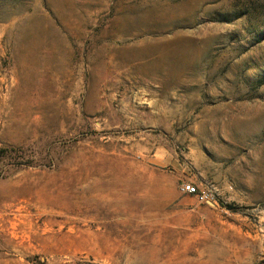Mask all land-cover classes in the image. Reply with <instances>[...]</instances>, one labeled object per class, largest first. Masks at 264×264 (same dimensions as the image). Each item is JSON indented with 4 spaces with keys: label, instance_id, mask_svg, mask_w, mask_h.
Instances as JSON below:
<instances>
[{
    "label": "rangeland",
    "instance_id": "rangeland-1",
    "mask_svg": "<svg viewBox=\"0 0 264 264\" xmlns=\"http://www.w3.org/2000/svg\"><path fill=\"white\" fill-rule=\"evenodd\" d=\"M4 147L0 264H264V0H0Z\"/></svg>",
    "mask_w": 264,
    "mask_h": 264
},
{
    "label": "trees",
    "instance_id": "trees-1",
    "mask_svg": "<svg viewBox=\"0 0 264 264\" xmlns=\"http://www.w3.org/2000/svg\"><path fill=\"white\" fill-rule=\"evenodd\" d=\"M21 149L12 147L0 148V164L8 162L13 166H27V163H21Z\"/></svg>",
    "mask_w": 264,
    "mask_h": 264
},
{
    "label": "built area",
    "instance_id": "built-area-1",
    "mask_svg": "<svg viewBox=\"0 0 264 264\" xmlns=\"http://www.w3.org/2000/svg\"><path fill=\"white\" fill-rule=\"evenodd\" d=\"M180 191L183 194L194 196L202 202H208L212 199V196L209 193L205 191H200L198 186L192 183H182L180 185Z\"/></svg>",
    "mask_w": 264,
    "mask_h": 264
}]
</instances>
